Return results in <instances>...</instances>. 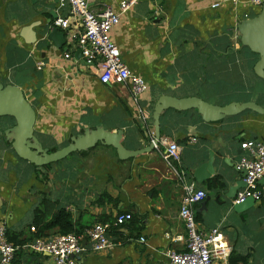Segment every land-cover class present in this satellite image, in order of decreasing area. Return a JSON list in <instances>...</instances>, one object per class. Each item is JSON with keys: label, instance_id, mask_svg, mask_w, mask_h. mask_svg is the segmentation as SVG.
<instances>
[{"label": "crops", "instance_id": "0c3cea01", "mask_svg": "<svg viewBox=\"0 0 264 264\" xmlns=\"http://www.w3.org/2000/svg\"><path fill=\"white\" fill-rule=\"evenodd\" d=\"M87 1L95 12L106 7L118 12L122 0ZM260 7L252 0L237 5L231 0H140L121 15L111 36L126 65L148 85L140 103L154 134V108L165 95L264 108V80L255 73L259 56L242 45L237 31ZM68 14L69 6L60 0H0V84L21 89L35 110L31 141L41 149L61 150L86 132L102 130L121 133L120 144L135 154L122 158L115 147L98 141L54 163V178L45 183L14 150L15 119L1 116L0 226L31 243L30 225L47 196L71 214L82 234L96 223L111 224V247L82 253L77 264H170L168 251L187 250L179 217L183 189L162 157L165 141H173L181 148V160L173 165L206 192L193 207L199 231L208 235L219 228L232 249L230 264H264V198L234 203L245 187L244 174L235 168L244 155L240 143L264 142V114L245 111L209 124L197 110L169 109L160 118L159 147L152 148L129 85L102 84L98 71L70 44V34L53 25ZM215 178L222 186H210ZM122 213H130L131 221L115 226ZM15 264L52 260L29 248L16 253Z\"/></svg>", "mask_w": 264, "mask_h": 264}, {"label": "built area", "instance_id": "2783aa9c", "mask_svg": "<svg viewBox=\"0 0 264 264\" xmlns=\"http://www.w3.org/2000/svg\"><path fill=\"white\" fill-rule=\"evenodd\" d=\"M237 5L240 0H231ZM253 3L262 6V0H252ZM140 0H122L119 11L115 12L111 7H106L100 12L91 10L87 0H60V5L69 6V14L66 18H57L53 25L70 34V44L81 52L87 65L98 71L102 84L129 85L131 99L136 107V116L139 121L151 132L152 144L155 134L149 125V117L143 109L140 101L148 90L146 81L134 74L123 61L121 52L111 36L112 29L120 22V17ZM66 58L70 54H65ZM166 149L162 154L163 159L172 167L177 175L182 189L179 217L185 224L187 231V250L179 253L168 251L170 264H230L231 247L225 241L219 228L213 229L208 235L198 229L193 207L206 198V192L198 189L191 182L187 173L177 169L173 163L180 162L181 148L176 142L165 141ZM158 144L154 148L158 149ZM244 155L236 163V170L244 174L245 187L238 194L234 203L240 205L247 200L260 202L264 198V142L247 140L240 143ZM130 213L117 215L115 226H122L131 221ZM109 223H96L85 229L83 234H57L52 238H38L29 244L15 245L8 241L7 228L0 226V264H15L16 253L21 249H33L40 254L48 255L52 264H77V257L89 250L101 251L111 247L108 237ZM145 243L144 237L139 240Z\"/></svg>", "mask_w": 264, "mask_h": 264}, {"label": "water", "instance_id": "95a60500", "mask_svg": "<svg viewBox=\"0 0 264 264\" xmlns=\"http://www.w3.org/2000/svg\"><path fill=\"white\" fill-rule=\"evenodd\" d=\"M239 39L242 45L248 47L251 52L259 56L255 65V73L264 80V1L259 14L253 18L244 19L237 27ZM174 109L175 111L197 110L202 119L209 124L221 123L225 118L239 115L245 111H253L264 114V108L256 103L232 102L226 106L210 104L199 97L176 98L162 96L157 101L153 112V123L155 128V140L152 144L160 142V118L163 112ZM10 116L16 121L14 127L15 152L20 158L28 161L34 166H43L56 163L72 153H77L95 145L98 141L105 140L106 143L117 149L122 158L133 157L135 153L127 151L120 144L121 133H107L98 130L92 133L86 132L84 136L73 139L71 144L56 152L47 154L36 143H32L33 129L36 122L35 110L26 103L21 89L15 86L4 87L0 84V117ZM245 174V173H243ZM254 202L247 200L240 206Z\"/></svg>", "mask_w": 264, "mask_h": 264}, {"label": "trees", "instance_id": "16d2710c", "mask_svg": "<svg viewBox=\"0 0 264 264\" xmlns=\"http://www.w3.org/2000/svg\"><path fill=\"white\" fill-rule=\"evenodd\" d=\"M259 10H261V7ZM2 85L6 87L5 84ZM56 151H58V149L53 148L47 150V154ZM72 155L73 154H70V156ZM53 164L54 163L46 164L43 166L33 165L35 168H37V173L42 174L45 183H47L51 179V176L53 175V171H52ZM212 185L222 186V184L219 183V180L217 178H215L210 182V186ZM40 205L42 210H40V212L36 214L33 223L30 225V230L34 232L33 237L31 238L32 241L38 238L47 237L51 232L56 234H64V235L71 233L76 235L82 234V231L76 229V224L73 222L71 214L67 210H65L64 207H60L57 201L51 200L49 197L46 196L43 197ZM7 238L8 241L14 243L15 245L21 246L26 244L27 242L26 240H18L17 237L12 236L8 232H7ZM240 260H244V259L241 258ZM230 262L231 264H234L233 261L230 260Z\"/></svg>", "mask_w": 264, "mask_h": 264}, {"label": "rangeland", "instance_id": "374dc122", "mask_svg": "<svg viewBox=\"0 0 264 264\" xmlns=\"http://www.w3.org/2000/svg\"><path fill=\"white\" fill-rule=\"evenodd\" d=\"M63 165H64V163H63ZM52 178H54V173H53V175L51 176V179H52Z\"/></svg>", "mask_w": 264, "mask_h": 264}]
</instances>
